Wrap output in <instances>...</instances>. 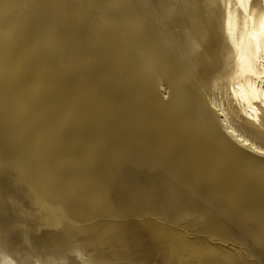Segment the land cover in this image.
I'll return each instance as SVG.
<instances>
[{"label":"rangeland","instance_id":"374dc122","mask_svg":"<svg viewBox=\"0 0 264 264\" xmlns=\"http://www.w3.org/2000/svg\"><path fill=\"white\" fill-rule=\"evenodd\" d=\"M232 3L0 0V264H264V161L209 101L264 133L225 95L232 64L196 82L177 23L192 5L221 39Z\"/></svg>","mask_w":264,"mask_h":264},{"label":"bare ground","instance_id":"6f19581e","mask_svg":"<svg viewBox=\"0 0 264 264\" xmlns=\"http://www.w3.org/2000/svg\"><path fill=\"white\" fill-rule=\"evenodd\" d=\"M224 1L225 4L233 2V9L227 11V14H232L234 18L232 17L229 21L227 18H223L220 30L221 39H218L213 32L215 23L209 20L208 25L210 30L207 29V38L204 36L205 41L207 40L208 42L206 44L203 43L204 45L202 44L201 36L205 33L206 28L202 29V31V25L199 26V24L203 14L194 9L192 5L186 4L181 9L179 18H177L184 46L191 43V40L193 42L194 40L197 41V44H194L197 45L198 56L191 60V64L194 65L193 69H195L192 76L196 78V82L201 81L200 83L204 84L205 82L207 83V77L213 74V77L216 78L220 72L222 73L227 68L228 63L232 64L235 78L229 80L226 84L225 95L229 103L236 109L234 110L237 111V118L243 126L247 128L252 127L254 130L261 129L264 133V0H251V2L248 0ZM237 6L242 9L243 13L248 12L246 14L247 19L256 17L257 23L253 26H250L249 23L246 24L247 26L243 24H238L237 27L233 26L235 17L238 15L236 13H240V10L236 11ZM255 8L258 11L260 9L259 15L254 13ZM207 19H209L208 16ZM149 20L148 18V49L152 51L151 38L155 30L151 27L152 25L150 26ZM233 31H236L235 35L232 34ZM191 64L189 62V66ZM49 105V109H52L53 105ZM208 107L217 116L223 134L227 135L233 143L247 150L254 158L264 161V146L231 123L229 113H227L228 108L225 107L224 102L209 101Z\"/></svg>","mask_w":264,"mask_h":264}]
</instances>
